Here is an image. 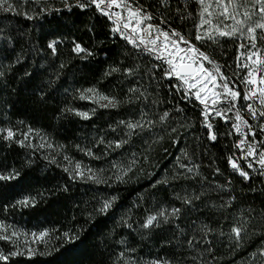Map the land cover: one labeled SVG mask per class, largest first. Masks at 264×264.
Wrapping results in <instances>:
<instances>
[{
	"label": "snow or ice",
	"instance_id": "obj_1",
	"mask_svg": "<svg viewBox=\"0 0 264 264\" xmlns=\"http://www.w3.org/2000/svg\"><path fill=\"white\" fill-rule=\"evenodd\" d=\"M59 4L0 0V93L17 97L2 103L15 107L21 93L30 92L27 99L43 107L49 100L57 103L63 88L65 100L57 108V119H107L103 125L93 123L96 134L90 140L71 144L88 162L31 124L27 131L0 127V144L26 152L20 167L8 164L7 157L0 161V200L29 180L21 168L36 163L37 151L46 168L54 166L64 174L49 189L3 204L0 264H31L37 255L53 254L57 246L48 244L53 235L64 244L50 264H76L64 257L96 248L95 237L106 230L105 242L111 238L119 251L106 249L94 264H220V248L230 257L247 250L240 264H264V0ZM77 9L89 17L79 21L82 29L77 31L82 30L83 37L71 32L78 23ZM105 40L114 47L101 60ZM232 44H237L234 59L225 50ZM61 45L68 58L57 66ZM93 62L107 67L88 87L74 88L80 73L96 76ZM106 85L114 94L104 90ZM69 96L93 106L85 110L68 102ZM18 124L25 126V121ZM170 147L179 149L173 170L153 179L154 173L145 172L143 165L151 163L152 152L162 148L167 153ZM45 149L51 151L45 154ZM224 160L221 167L218 161ZM142 177L150 181L151 209L145 207L142 215L134 211L141 201L148 204L141 193L117 216V210L125 208L119 203L121 185ZM77 185L87 186L93 195L83 207L75 197H66L74 209L70 226H37L29 232L6 222L14 213L37 211L53 195L74 193ZM157 193L163 199H157ZM40 244L47 251H39Z\"/></svg>",
	"mask_w": 264,
	"mask_h": 264
},
{
	"label": "trees",
	"instance_id": "obj_2",
	"mask_svg": "<svg viewBox=\"0 0 264 264\" xmlns=\"http://www.w3.org/2000/svg\"><path fill=\"white\" fill-rule=\"evenodd\" d=\"M56 6L59 7V0H56ZM177 5L175 3L172 4V8L175 9ZM91 15V13L89 14ZM74 19L78 21L75 27H71L72 35L83 37V31H77L78 28L82 29V26L79 24L81 19L88 20V16H81L79 10H75ZM15 18H12V23L15 24ZM36 35H40L39 29L36 30ZM91 35V33H89ZM99 38L104 39L103 33H99ZM71 39V37H69ZM86 40L87 37H84ZM119 42V41H118ZM114 47L113 43L110 40H105V44L102 47V51L99 54V58L101 60L104 59V52H108L109 49ZM225 50L229 52V57L234 59L236 56V44H232L229 48L226 45ZM61 56L59 60L56 61L57 66L60 60H66L68 58V50L61 45L60 48ZM110 62V61H109ZM6 63V62H4ZM31 63V62H30ZM74 63L77 66L81 65V61L76 60ZM86 63V62H85ZM234 66V65H233ZM107 67V64L104 65H96L93 62V69L96 71V76H93L91 73H80L77 76L79 83L72 85L74 88L78 87H88L91 83H94L95 80L99 77V73L103 71L104 68ZM68 84H72L71 76L68 77ZM68 85L66 84L65 87ZM105 91L110 92V94H114V91L111 88V85L103 86ZM30 95V92H22L19 97L20 102L15 104V107H10L8 104H3L2 101L4 99H8L11 101L17 100L15 95L7 96L5 93H0V127L3 126H17L23 127L24 131H27V124H31L35 129L40 130L42 135H47L50 140H54L57 144H68L69 151L74 153L77 158L84 159L85 162H88L87 157L82 156V154L75 152L74 149L71 148V144L73 142L84 143L86 138L91 139L96 134V129L92 127L93 123L96 125H103L107 119V116H100L99 119H93L92 121H81L77 118H71V123L68 119H57V108L62 106L65 100L64 89H60L59 95L56 97L57 103H53L51 100L47 103V105L41 107L39 105H34L31 100L27 99ZM68 102L75 103L76 105L84 108L85 110L89 107H92L87 101H71V97H68ZM103 111V110H102ZM25 121V126H20L18 121ZM78 130V131H75ZM35 143L39 145L41 143L39 137H35ZM167 145V141L164 142ZM183 141L180 142V147L183 146ZM230 143V141H229ZM221 150L223 149V144L219 145ZM45 154L49 151L45 149ZM216 150L213 149V152ZM179 154L178 147H170L169 151L166 153L161 148L158 151H154L151 153V163L144 164L145 172L154 173L153 179H161L166 174L170 173L173 170V163L175 160V155ZM26 152L13 146L11 149H8L5 145L0 144V161H3L5 157H7L6 162L8 164H14L16 167H20L25 162ZM36 163L32 165L31 168L24 167L21 168L22 172H26L29 180L23 185L21 188H17L14 192H12L7 200H0V220H5V216L2 212L3 204L24 195H28L29 193L35 195V193L39 191H43L45 189H49L53 187L58 181L59 178L64 176V174L60 171V169L53 167H45V162L40 157V152L36 153ZM207 158L205 159V163H207ZM94 165H99L100 162L92 161ZM221 167H224L226 164V160L218 161ZM205 172H210L209 169H204ZM209 179H212L211 175H209ZM217 179H223L221 177H217ZM15 183V182H12ZM150 181L147 178L142 177L138 182L133 180L128 185H121L120 195L123 197L120 204L125 205V208H121L117 210L116 215H121L127 208L130 206L132 202L138 200V196L141 193L145 194V197L148 201V204L145 206L143 201H141V207L134 211H137L138 214H144L145 207L149 210L153 204V198L148 195L152 190L149 189ZM108 191V190H104ZM93 193L87 190V186L85 185H77L76 191L71 194H63V195H53L48 204H41L37 211H28L25 210L23 213H14L9 215L6 219L7 223L15 222L17 226L30 231L37 230V226L42 228H61V226L68 227L70 226L69 222L71 221V217L73 215V205L69 202L66 197H75L76 200L81 202V206L83 207V201L90 200ZM157 199H163L160 193H157ZM59 201L58 203H55ZM51 205L52 207H49ZM79 215V213H77ZM67 217V219H65ZM109 229L111 225L109 224ZM95 231V230H94ZM107 236V230L95 237L93 243L97 246L96 248L89 247L88 249H82L78 253L72 256L64 257V259L75 261L76 264H94L95 261L101 259V252H104L106 249H113L115 251H119V249L113 244L111 238L107 239L105 242V238ZM30 237V235H29ZM23 240V237H21ZM138 241V238H137ZM3 244V242H0ZM49 247L57 246L53 249V254L48 256H40L37 255L31 261V264H50V262L54 261L57 257H60V253L63 251V241L58 242L54 235L53 238L48 241ZM39 251L44 252L47 249L43 244L39 245ZM146 251V250H145ZM219 255L223 257L220 264H232V261L235 260L236 264H240L241 260L247 257V250H242L239 253H236L234 256H229L226 248H220Z\"/></svg>",
	"mask_w": 264,
	"mask_h": 264
},
{
	"label": "built area",
	"instance_id": "obj_3",
	"mask_svg": "<svg viewBox=\"0 0 264 264\" xmlns=\"http://www.w3.org/2000/svg\"><path fill=\"white\" fill-rule=\"evenodd\" d=\"M117 11H119V9H117ZM125 15H126V13H125ZM236 48H237V44H236ZM243 51V50H242Z\"/></svg>",
	"mask_w": 264,
	"mask_h": 264
},
{
	"label": "rangeland",
	"instance_id": "obj_4",
	"mask_svg": "<svg viewBox=\"0 0 264 264\" xmlns=\"http://www.w3.org/2000/svg\"><path fill=\"white\" fill-rule=\"evenodd\" d=\"M28 239L30 240V239H31V236H30V237H28Z\"/></svg>",
	"mask_w": 264,
	"mask_h": 264
}]
</instances>
